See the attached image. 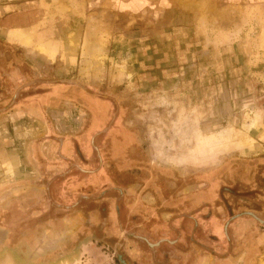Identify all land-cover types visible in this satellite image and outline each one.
Masks as SVG:
<instances>
[{"label":"rangeland","instance_id":"374dc122","mask_svg":"<svg viewBox=\"0 0 264 264\" xmlns=\"http://www.w3.org/2000/svg\"><path fill=\"white\" fill-rule=\"evenodd\" d=\"M0 7V264H264V0Z\"/></svg>","mask_w":264,"mask_h":264},{"label":"flooded vegetation","instance_id":"af4514ba","mask_svg":"<svg viewBox=\"0 0 264 264\" xmlns=\"http://www.w3.org/2000/svg\"><path fill=\"white\" fill-rule=\"evenodd\" d=\"M118 223L120 226V231L122 233L125 232L126 240H132L134 246L137 248L135 254H131L128 256L125 253H119V259L121 264H171L173 263V256L170 255L163 247H159V243L152 241L151 239H147L144 235H148L147 232L136 230L133 228V232L126 229L124 226L125 220L127 218L122 217L121 213H118L117 216ZM132 220V219H131ZM168 241V240H167ZM159 242V241H158ZM127 243V241H126ZM163 243V242H162ZM168 242L163 243L167 244ZM127 245V244H126ZM133 246V245H132ZM164 249V250H163ZM167 250V249H166ZM163 251V252H162ZM147 252L150 253L151 257L147 255ZM159 256H162L160 259ZM150 258V259H149Z\"/></svg>","mask_w":264,"mask_h":264},{"label":"crops","instance_id":"0c3cea01","mask_svg":"<svg viewBox=\"0 0 264 264\" xmlns=\"http://www.w3.org/2000/svg\"><path fill=\"white\" fill-rule=\"evenodd\" d=\"M1 8V7H0ZM10 10V9H9ZM6 11V12H0V16H2V15H4V14H7V13H9V12H11V11ZM12 10V9H11ZM0 11H1V9H0ZM32 17V16H31ZM31 17H29L30 19H31ZM33 18V17H32ZM29 20V19H28ZM24 21V20H23ZM27 21V20H26ZM26 21H24V22H20L19 23V25H17V27L18 28H16V29H11V28H8L7 30H8V32H7V41L9 42V43H19L18 41H16V40H13V39H11V37L9 36L10 35V32H12V31H20V30H27V31H31V30H29V28H25V27H23V26H25L24 24H27V23H25ZM11 22V23H10ZM12 22H14V19L13 18H11V19H9L8 20V22H7V24H11L12 25ZM10 26V25H9ZM11 27V26H10Z\"/></svg>","mask_w":264,"mask_h":264},{"label":"trees","instance_id":"16d2710c","mask_svg":"<svg viewBox=\"0 0 264 264\" xmlns=\"http://www.w3.org/2000/svg\"><path fill=\"white\" fill-rule=\"evenodd\" d=\"M85 95H90L91 97L95 98V96H93V95H91V94L84 93L83 96H85ZM82 99H83V98H82ZM83 100L85 101V99H83ZM85 104H86V102H85ZM86 106H87V104H86Z\"/></svg>","mask_w":264,"mask_h":264},{"label":"bare ground","instance_id":"6f19581e","mask_svg":"<svg viewBox=\"0 0 264 264\" xmlns=\"http://www.w3.org/2000/svg\"><path fill=\"white\" fill-rule=\"evenodd\" d=\"M21 38H24V39H26V36H22ZM251 149H252V148H251ZM251 151H253V150H250V152H251ZM16 167H17V166H16Z\"/></svg>","mask_w":264,"mask_h":264}]
</instances>
